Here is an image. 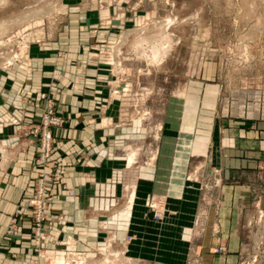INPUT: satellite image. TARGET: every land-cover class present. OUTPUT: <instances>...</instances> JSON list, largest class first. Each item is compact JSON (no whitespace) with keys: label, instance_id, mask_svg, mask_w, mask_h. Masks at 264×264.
<instances>
[{"label":"crops","instance_id":"crops-1","mask_svg":"<svg viewBox=\"0 0 264 264\" xmlns=\"http://www.w3.org/2000/svg\"><path fill=\"white\" fill-rule=\"evenodd\" d=\"M122 1L101 11L113 34L126 22L117 25L119 17H137V3ZM97 12L72 5L66 35L38 54L33 74L13 79L0 105V264H42L37 252H84L102 239L133 257H150L175 236L188 241L178 226L198 221L206 226L197 247L202 263L235 264L238 209L250 203L259 182L264 192L263 62L252 65L245 84L231 80L228 88L222 71L208 67L167 101L164 121H137L126 117V95L111 94L118 76L96 58L100 42L79 40L83 27L98 22ZM49 101L64 123L51 128L53 153L44 168L37 164L39 140L29 134L41 128ZM44 170L62 179L47 181L51 199L39 245L27 203ZM201 178L224 193L222 206L202 220L185 216L192 194L203 191ZM151 197L164 210L161 222L145 206ZM16 213L20 235L10 237L6 230ZM225 240L227 253L217 254Z\"/></svg>","mask_w":264,"mask_h":264},{"label":"rangeland","instance_id":"rangeland-1","mask_svg":"<svg viewBox=\"0 0 264 264\" xmlns=\"http://www.w3.org/2000/svg\"><path fill=\"white\" fill-rule=\"evenodd\" d=\"M133 3H137V17H119L117 25L121 20L126 22L117 26L119 32L113 34L108 29V13L101 15V11L125 4L122 0H0V24L6 26L0 34V105L14 87L13 79L33 74L38 54L52 49L66 35L72 5L98 11V22L88 31L83 27L79 40L100 42L102 48L95 51L96 58L101 57L118 76L111 94L126 95V117L132 115L137 121H164L167 101L208 67L216 66L222 71V83L227 88L231 80L234 85L239 81L245 84L256 61L263 62L264 67V0L128 1ZM124 33L129 35L119 45ZM37 127L29 135L39 140L41 152ZM38 181L36 178L34 194L27 203L30 215ZM201 183L203 191L192 194L195 198L185 209L186 217L202 220L222 206L224 193L219 192V187L213 189L210 178H201ZM259 185L260 182L250 203L238 209L236 229L240 241L235 264H264V192ZM149 200L155 201L153 197ZM147 203L148 200L145 206L151 210ZM178 227L185 229L188 241L175 236L166 243V249L150 257H133L123 245L104 239L84 252H64L60 256L37 252V256L42 264H55L56 257H63L67 264H203L197 247L206 226L198 221ZM224 244L216 250L217 254L227 253V240Z\"/></svg>","mask_w":264,"mask_h":264},{"label":"built area","instance_id":"built-area-1","mask_svg":"<svg viewBox=\"0 0 264 264\" xmlns=\"http://www.w3.org/2000/svg\"><path fill=\"white\" fill-rule=\"evenodd\" d=\"M63 120L55 116L54 104L49 101L48 107L43 115L41 128H38L35 133L41 135V152L38 159L39 166H46L51 160L53 153V134L51 128L62 127ZM45 168V167H44ZM52 178L56 182H61L62 173L50 175L46 171H42L38 181L37 195L30 202L32 225L34 229V236L38 244L44 242L45 233L43 231L44 225L48 220L49 199L50 191L47 187V181ZM64 189H66L64 187ZM69 196L74 197L75 192L70 191ZM147 205L154 212V218L157 222H161L164 219V210L160 203L154 200H148ZM21 221L20 214L16 213L10 221V224L6 230V234L10 237H17L20 235L19 222Z\"/></svg>","mask_w":264,"mask_h":264},{"label":"bare ground","instance_id":"bare-ground-1","mask_svg":"<svg viewBox=\"0 0 264 264\" xmlns=\"http://www.w3.org/2000/svg\"><path fill=\"white\" fill-rule=\"evenodd\" d=\"M5 24H0V34L5 30ZM128 35H129V33H124L123 35H122V37H121V40H120V42H119V45H122L123 43H125V41H126V39H127V37H128ZM138 43V42H137ZM133 158H131L130 157V165L133 163ZM132 198H131V203H130V209H131V207H132V203H133V201H134V195H132L131 196ZM55 264H67V262H66V260H64V258L63 257H56V260H55ZM77 264H83V263H77Z\"/></svg>","mask_w":264,"mask_h":264}]
</instances>
